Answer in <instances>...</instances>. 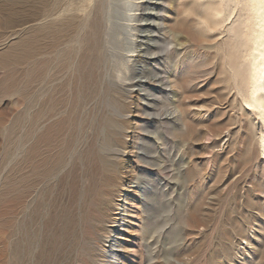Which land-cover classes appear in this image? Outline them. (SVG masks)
<instances>
[{"label":"rangeland","instance_id":"374dc122","mask_svg":"<svg viewBox=\"0 0 264 264\" xmlns=\"http://www.w3.org/2000/svg\"><path fill=\"white\" fill-rule=\"evenodd\" d=\"M191 2L0 0V264H105L124 197L131 264H264V125Z\"/></svg>","mask_w":264,"mask_h":264},{"label":"bare ground","instance_id":"6f19581e","mask_svg":"<svg viewBox=\"0 0 264 264\" xmlns=\"http://www.w3.org/2000/svg\"><path fill=\"white\" fill-rule=\"evenodd\" d=\"M140 3L141 1H137L128 5V8L125 7V10H128V13H126V20H128L129 23L118 25L129 35L128 39H126L128 40L127 45H129L130 48H134L137 43V33L134 34V31L137 32L138 28L133 23L140 17L138 15L139 10H141ZM191 3L203 9L206 14V19H211L214 24L222 23L232 18L230 22L228 21V25L225 28V45L227 48V64L231 71L233 85L237 90V94H239L244 101L243 109L246 111L247 115L257 116L256 118L261 121L263 126L264 0H192ZM122 8L124 7L120 8V11H118L119 14L125 13V10L123 11ZM166 44L169 45L170 42ZM132 52L135 51L132 50ZM134 56L135 54H131L126 60L127 69H130V63L134 60ZM259 140L264 153V130ZM128 201V197H124L123 203L116 204V213L114 217L112 216L113 226L111 232L114 236H120V240L115 237L110 243L109 250L107 251L108 259L105 264H131L126 259L131 256V253H136L135 250H131L132 245L128 243L132 242V240L127 239L124 233L128 232L133 234L143 228L140 222V201L138 199H131V209L128 208ZM136 217L138 218L136 219ZM137 220L139 221L138 223ZM164 222L167 224L168 220L166 219ZM119 227H124L125 232L120 233ZM107 232L109 233L110 231ZM122 252L127 254L122 255Z\"/></svg>","mask_w":264,"mask_h":264}]
</instances>
